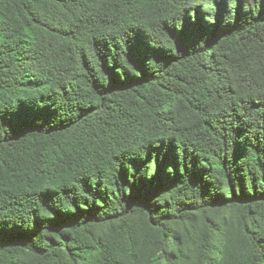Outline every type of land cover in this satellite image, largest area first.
Wrapping results in <instances>:
<instances>
[{
  "label": "trees",
  "instance_id": "obj_1",
  "mask_svg": "<svg viewBox=\"0 0 264 264\" xmlns=\"http://www.w3.org/2000/svg\"><path fill=\"white\" fill-rule=\"evenodd\" d=\"M0 264H264V0H0Z\"/></svg>",
  "mask_w": 264,
  "mask_h": 264
},
{
  "label": "rangeland",
  "instance_id": "obj_2",
  "mask_svg": "<svg viewBox=\"0 0 264 264\" xmlns=\"http://www.w3.org/2000/svg\"><path fill=\"white\" fill-rule=\"evenodd\" d=\"M219 222L222 221L220 228H222V233L226 234V239L231 238L236 231L238 223V215L233 211H223L219 215ZM183 229H181L182 231ZM218 239V238H217ZM219 240V239H218ZM197 247H198V236L194 235L192 238L186 240L184 244L185 251L188 257L195 262L197 260Z\"/></svg>",
  "mask_w": 264,
  "mask_h": 264
}]
</instances>
